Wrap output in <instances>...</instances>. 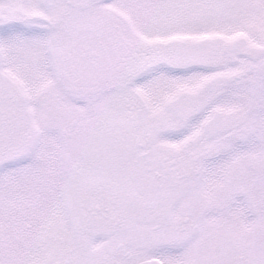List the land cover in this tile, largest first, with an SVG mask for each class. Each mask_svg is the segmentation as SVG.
<instances>
[{"label": "snow or ice", "instance_id": "snow-or-ice-1", "mask_svg": "<svg viewBox=\"0 0 264 264\" xmlns=\"http://www.w3.org/2000/svg\"><path fill=\"white\" fill-rule=\"evenodd\" d=\"M0 264H264V0H0Z\"/></svg>", "mask_w": 264, "mask_h": 264}]
</instances>
